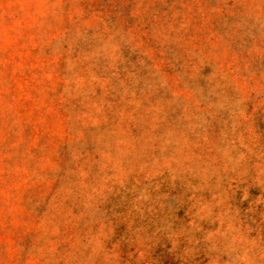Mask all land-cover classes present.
Segmentation results:
<instances>
[{
	"label": "rangeland",
	"instance_id": "1",
	"mask_svg": "<svg viewBox=\"0 0 264 264\" xmlns=\"http://www.w3.org/2000/svg\"><path fill=\"white\" fill-rule=\"evenodd\" d=\"M0 264H264V0H0Z\"/></svg>",
	"mask_w": 264,
	"mask_h": 264
}]
</instances>
